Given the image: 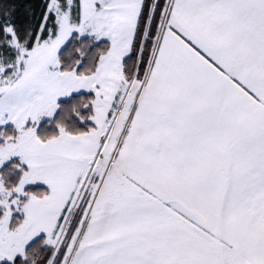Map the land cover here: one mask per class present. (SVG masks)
Wrapping results in <instances>:
<instances>
[{
	"label": "snow or ice",
	"instance_id": "6c2138e0",
	"mask_svg": "<svg viewBox=\"0 0 264 264\" xmlns=\"http://www.w3.org/2000/svg\"><path fill=\"white\" fill-rule=\"evenodd\" d=\"M0 264H264V0H0Z\"/></svg>",
	"mask_w": 264,
	"mask_h": 264
}]
</instances>
